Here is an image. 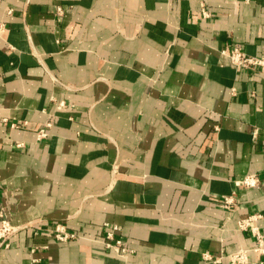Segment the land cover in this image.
Instances as JSON below:
<instances>
[{
	"label": "crops",
	"instance_id": "crops-1",
	"mask_svg": "<svg viewBox=\"0 0 264 264\" xmlns=\"http://www.w3.org/2000/svg\"><path fill=\"white\" fill-rule=\"evenodd\" d=\"M0 24V208L35 224L0 264H264L236 227L261 214L264 235V75L220 56H264V0H0ZM248 175L261 186L235 187ZM60 222L76 240L34 236Z\"/></svg>",
	"mask_w": 264,
	"mask_h": 264
},
{
	"label": "built area",
	"instance_id": "built-area-1",
	"mask_svg": "<svg viewBox=\"0 0 264 264\" xmlns=\"http://www.w3.org/2000/svg\"><path fill=\"white\" fill-rule=\"evenodd\" d=\"M201 16L203 19H208L210 17V13L208 10L201 5ZM8 15L13 14V10L9 9L7 11ZM56 14L59 16L64 15V10L62 8L56 9ZM4 24H0V30L4 28ZM220 56L228 59L230 64L237 70L242 71H260L264 75V56H251L246 54L239 47H228L220 50ZM65 108L64 102H60L57 105V110H62ZM26 123L24 122L23 125ZM52 127L51 122L45 123L42 127L38 128L35 131V136L37 140L46 139L48 137V130ZM11 128H18L16 124H11ZM260 180L255 175H248L243 177L242 179L236 180L234 182L235 187L250 189V188H258L260 187ZM215 203L221 207L227 214H232L237 209V198L235 196V192H233L229 196H224L215 200ZM262 219L261 214H252L243 219H239L236 222L237 230L248 234L254 241L255 247L253 252L264 255V235L261 233L256 223ZM35 224H27L22 226L13 225L10 218L8 217L5 209L3 207L0 208V249H9L10 248V240L13 235L18 233L21 230L29 229L30 226ZM105 227V235H104V245L105 248L113 253L118 258H127L128 254L131 253L129 248L122 243V241L116 237V232L118 226L104 224ZM48 232L52 239L60 244H68L74 240H76V234L70 232L67 229V226L63 223H56L50 230H43L40 227L36 228L34 231V236H39L42 233ZM46 248V247H43ZM35 250L32 249L31 252ZM226 258L228 260V264H263L262 262H251L248 258V251L245 249H240L234 253L224 255L221 253L220 255L214 256L208 253H205L201 256V261L203 264H221V262ZM33 262H37L36 259Z\"/></svg>",
	"mask_w": 264,
	"mask_h": 264
}]
</instances>
